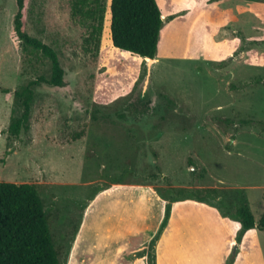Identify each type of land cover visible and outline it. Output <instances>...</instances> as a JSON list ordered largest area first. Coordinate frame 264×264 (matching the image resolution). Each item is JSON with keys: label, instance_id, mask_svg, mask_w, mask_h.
I'll return each instance as SVG.
<instances>
[{"label": "rangeland", "instance_id": "1", "mask_svg": "<svg viewBox=\"0 0 264 264\" xmlns=\"http://www.w3.org/2000/svg\"><path fill=\"white\" fill-rule=\"evenodd\" d=\"M79 0H25L62 86L36 88L30 129L16 92L51 63L25 51L17 0H0V181L36 185L61 264H264V0H157L153 60L99 41ZM94 5V0H88Z\"/></svg>", "mask_w": 264, "mask_h": 264}, {"label": "trees", "instance_id": "2", "mask_svg": "<svg viewBox=\"0 0 264 264\" xmlns=\"http://www.w3.org/2000/svg\"><path fill=\"white\" fill-rule=\"evenodd\" d=\"M17 6L16 36L25 51L39 53L50 61L51 75L39 76L16 92V101L23 111L8 128L16 136L30 129L36 88L42 83L62 86L65 81V70L56 50L25 29V0H17ZM74 14L93 21L89 37L95 43L99 41L106 14L103 0H94V5L79 0ZM162 26L163 13L157 0H111L109 31L116 48L153 59ZM237 215L244 231L264 230V212L257 221L248 206H241ZM0 264H61L44 201L34 184L0 181Z\"/></svg>", "mask_w": 264, "mask_h": 264}, {"label": "water", "instance_id": "3", "mask_svg": "<svg viewBox=\"0 0 264 264\" xmlns=\"http://www.w3.org/2000/svg\"><path fill=\"white\" fill-rule=\"evenodd\" d=\"M163 19H164V17H163ZM150 60L152 59V58H149Z\"/></svg>", "mask_w": 264, "mask_h": 264}, {"label": "bare ground", "instance_id": "4", "mask_svg": "<svg viewBox=\"0 0 264 264\" xmlns=\"http://www.w3.org/2000/svg\"><path fill=\"white\" fill-rule=\"evenodd\" d=\"M150 60V59H149ZM153 59H151V61H152Z\"/></svg>", "mask_w": 264, "mask_h": 264}]
</instances>
